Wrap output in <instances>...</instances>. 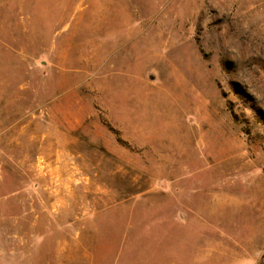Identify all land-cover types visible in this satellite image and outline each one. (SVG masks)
Here are the masks:
<instances>
[{"label": "rangeland", "instance_id": "374dc122", "mask_svg": "<svg viewBox=\"0 0 264 264\" xmlns=\"http://www.w3.org/2000/svg\"><path fill=\"white\" fill-rule=\"evenodd\" d=\"M0 264H264V0H0Z\"/></svg>", "mask_w": 264, "mask_h": 264}]
</instances>
